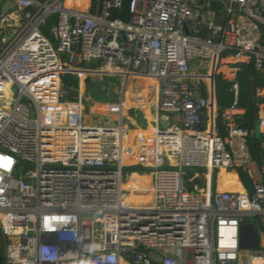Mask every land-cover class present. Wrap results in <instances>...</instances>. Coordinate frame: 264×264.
<instances>
[{
  "label": "built area",
  "instance_id": "2783aa9c",
  "mask_svg": "<svg viewBox=\"0 0 264 264\" xmlns=\"http://www.w3.org/2000/svg\"><path fill=\"white\" fill-rule=\"evenodd\" d=\"M65 1L0 0L2 264H264V165L233 112L240 66L264 73V0H97V13ZM125 3L128 22L112 17ZM195 18L208 37L193 33ZM205 60L215 62L210 75L193 69ZM77 70L143 80L156 89L157 110L179 122L156 125L151 140L138 133L135 147L122 98L109 109L118 125H91L62 80ZM219 71L234 95L221 128L205 125ZM257 121L264 149V109ZM132 161L136 173L127 176ZM236 168L252 180L250 192L212 189ZM143 169L152 192L139 205L132 190ZM245 220L257 250L240 249Z\"/></svg>",
  "mask_w": 264,
  "mask_h": 264
},
{
  "label": "rangeland",
  "instance_id": "374dc122",
  "mask_svg": "<svg viewBox=\"0 0 264 264\" xmlns=\"http://www.w3.org/2000/svg\"><path fill=\"white\" fill-rule=\"evenodd\" d=\"M6 38H7L6 36L1 37L0 45L3 44ZM86 66L90 68H99V65L94 63L87 64ZM72 75L76 76L79 79V87L75 89L74 96H76L77 99H82L84 106V116L86 118V121L91 125H99V126L118 125L119 114L117 115L112 114L109 111V109L112 106V104L120 102L122 98L125 104L123 110L124 120L125 117L134 116L136 112L140 113L139 115L143 116L142 114H144V103L149 101L144 100V89H143L144 86L140 87L141 85L137 84L140 83L138 82L137 79L131 80L130 84L126 85L124 84V81L121 79L120 76L102 77L98 75H89V74L82 75L81 73H76V72L73 73ZM150 109L155 111L156 109L155 105L150 106ZM160 113L163 114L162 112ZM149 119L152 120L153 117H150ZM165 126L166 123L162 122L161 127L165 128ZM135 128L136 127L133 128L134 130L131 129L132 132L134 131V133L132 134L129 133L132 138H135L134 134H137L135 133L136 131ZM134 163L135 162L133 161L127 163V167L125 171L127 176L136 173V170H134L135 168ZM139 176H140V182H139L140 184L136 186L134 184V189L132 190V193L137 198L139 205H141L149 201V198L151 197L152 181H151L150 171L144 169L139 170ZM256 176L258 178L259 176L258 173L256 174ZM219 178L220 177H217V180Z\"/></svg>",
  "mask_w": 264,
  "mask_h": 264
},
{
  "label": "trees",
  "instance_id": "16d2710c",
  "mask_svg": "<svg viewBox=\"0 0 264 264\" xmlns=\"http://www.w3.org/2000/svg\"><path fill=\"white\" fill-rule=\"evenodd\" d=\"M85 5L87 0H81ZM78 0H76V3ZM81 4V5H82ZM212 9H215L213 4ZM112 17L121 19L128 22L130 19V13L127 7V3L122 8H117L112 11ZM58 22V15H53L49 18L46 26L43 28L44 33L50 35V29ZM62 80L67 89H71L69 92V100H76L74 91L79 87V79L72 74H65ZM216 83V98L220 111L218 123L221 127V120L223 111L232 107L234 103V95L231 92V84L224 78L222 72L219 71L215 79ZM239 83V97L237 106L234 108V115L238 118V123L241 127L250 131L249 150L252 158L256 161L259 167L264 165V149L260 147V140L256 136L255 127L256 119L260 114V111L264 109V96L256 97L255 91L257 89L264 90V73L257 72L252 64L245 63L240 66L238 73ZM256 100V102H254ZM230 173H234L236 178L242 184L244 190L250 192L252 190V180L241 169L236 168ZM0 246V255L2 254Z\"/></svg>",
  "mask_w": 264,
  "mask_h": 264
},
{
  "label": "crops",
  "instance_id": "0c3cea01",
  "mask_svg": "<svg viewBox=\"0 0 264 264\" xmlns=\"http://www.w3.org/2000/svg\"><path fill=\"white\" fill-rule=\"evenodd\" d=\"M67 1V0H66ZM64 2V5L67 6V2ZM97 0H89V4L86 7H82L81 9L84 10L85 12L89 11L90 13H97L98 12V8H97ZM215 5V9H212L215 12V20L218 23H223L224 18L216 13L219 10H223V7H221V5L219 3H213ZM212 4V6H213ZM69 7V6H67ZM71 8V6H70ZM86 8V9H84ZM208 14L205 15V18L207 17ZM208 18V17H207ZM202 19L198 20L197 18H195V20H193V22L191 23V26H193L195 28V30H193V33L201 36L202 38H206L208 37V33L207 31L204 30V27L201 25ZM18 25L20 26V23L18 22ZM16 29V28H14ZM10 30V29H8ZM0 37H2L1 33H0ZM215 62L213 60H205V61H200V62H195L193 69L194 70H204L207 72L208 75H210V72L213 68V64ZM80 73L82 75L86 74L82 71H80ZM137 83L139 85H141L140 87L144 86V100L145 101H149L144 103V114H142L143 116L139 115L140 113H135L134 116H130V117H125V120L123 119L125 126L127 128H129V130L127 131V135H128V139L129 142L131 144H133L136 147V140L135 138L137 137L138 133H144L142 135H145L148 140H151L150 137H152V131L153 128L158 125V126H162V122L166 123V126L172 124V123H177L179 122V116H172V115H168V114H161L158 110H157V93H156V89H153L151 87H148L146 85V83H144L143 80H138ZM130 84V81L129 83ZM214 85H215V95H214V100H213V106L210 107V109L207 111V116L205 118V125H207L208 123H212L213 120L215 123H217V125L220 127L219 123H218V119H219V108H218V104H217V98H216V83H215V78H214ZM146 87V90H145ZM148 87V88H147ZM155 105V111L150 109V106H154ZM151 111V112H150ZM131 114V113H130ZM153 117L152 120H150L149 118ZM144 121H143V119ZM126 121V122H125ZM142 121V122H141ZM132 123H134L135 125L133 126ZM165 126V127H166ZM135 128V133L134 134L135 138H132L130 136L129 133H134V131L132 132L131 129ZM221 127H222V122H221ZM220 127V128H221ZM144 128V129H143ZM163 128V127H161ZM139 129V130H137ZM134 130V129H133ZM138 131V132H137ZM130 137V138H129ZM146 138V139H147ZM135 142V144H134ZM257 164V163H256ZM258 166V164H257ZM259 167V166H258ZM202 184L207 185V183H205V179H201ZM263 181H264V177H263ZM212 189H217V190H228V191H244V188L242 186V184L239 182V179L236 178L234 173H228L225 176H220V178L214 179L213 182L210 183ZM236 185V186H235Z\"/></svg>",
  "mask_w": 264,
  "mask_h": 264
},
{
  "label": "water",
  "instance_id": "95a60500",
  "mask_svg": "<svg viewBox=\"0 0 264 264\" xmlns=\"http://www.w3.org/2000/svg\"><path fill=\"white\" fill-rule=\"evenodd\" d=\"M12 7L13 4L11 2H7L2 6L1 13L4 16H6L10 12ZM187 33L190 34L188 29H187ZM254 102H256V100H254ZM255 125H256L255 127L256 136L260 140L261 139L260 124L257 121ZM258 247H259V237L254 224L250 220L243 221L240 226V249L243 251L257 250ZM2 263L3 260L2 258H0V264Z\"/></svg>",
  "mask_w": 264,
  "mask_h": 264
},
{
  "label": "bare ground",
  "instance_id": "6f19581e",
  "mask_svg": "<svg viewBox=\"0 0 264 264\" xmlns=\"http://www.w3.org/2000/svg\"><path fill=\"white\" fill-rule=\"evenodd\" d=\"M88 1H89V0H87V2L85 3V5L82 4V1H81V0H78L77 3H76V0H67L66 2H67V6H71V7H74V8H76V9H80V10H82L81 8H82V7H86L87 4H88ZM81 4H82V5H81ZM77 71H82V70H77ZM83 72H84V71H83Z\"/></svg>",
  "mask_w": 264,
  "mask_h": 264
}]
</instances>
